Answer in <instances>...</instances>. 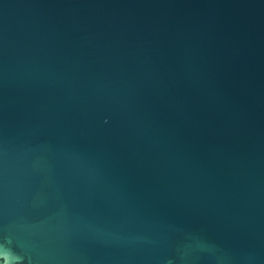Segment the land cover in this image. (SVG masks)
Instances as JSON below:
<instances>
[{
  "label": "water",
  "instance_id": "1",
  "mask_svg": "<svg viewBox=\"0 0 264 264\" xmlns=\"http://www.w3.org/2000/svg\"><path fill=\"white\" fill-rule=\"evenodd\" d=\"M0 264H264V0H0Z\"/></svg>",
  "mask_w": 264,
  "mask_h": 264
}]
</instances>
